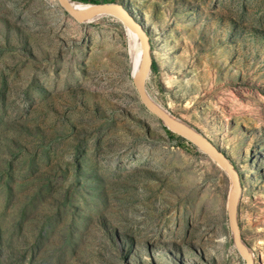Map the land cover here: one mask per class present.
Masks as SVG:
<instances>
[{
    "label": "rangeland",
    "instance_id": "rangeland-1",
    "mask_svg": "<svg viewBox=\"0 0 264 264\" xmlns=\"http://www.w3.org/2000/svg\"><path fill=\"white\" fill-rule=\"evenodd\" d=\"M116 2L150 39L147 92L234 165L264 264V0ZM102 18L0 0V264H245L228 175L145 108Z\"/></svg>",
    "mask_w": 264,
    "mask_h": 264
},
{
    "label": "water",
    "instance_id": "water-1",
    "mask_svg": "<svg viewBox=\"0 0 264 264\" xmlns=\"http://www.w3.org/2000/svg\"><path fill=\"white\" fill-rule=\"evenodd\" d=\"M71 1L72 0H57L60 8L76 22L83 23L91 18L107 15L122 23L125 28L137 36L143 51V59L138 79L135 83V88L142 104L150 113L158 117L168 130L192 143L200 151L208 155L228 175L232 184L231 193L228 198V219L234 245L242 259L245 261V264H254L250 251L242 241L241 230L238 225V202L242 188L239 175L234 165L228 159L226 154L204 135L190 128H180L176 126L168 114L148 95L146 83L152 69V56L150 39L143 24L140 23L129 11H126L122 4L117 2L95 4L88 9L79 11L73 7V1Z\"/></svg>",
    "mask_w": 264,
    "mask_h": 264
},
{
    "label": "bare ground",
    "instance_id": "bare-ground-1",
    "mask_svg": "<svg viewBox=\"0 0 264 264\" xmlns=\"http://www.w3.org/2000/svg\"><path fill=\"white\" fill-rule=\"evenodd\" d=\"M72 2V1H71ZM72 5L73 7L76 9V10H85V9H88L90 8L92 5L89 4H83V3H78V2H72ZM102 17H108L107 15H101V16H97V17H94V18H91L90 20L86 21V22H83V23H89V22H93V21H96L97 19L100 20V18ZM103 19V18H102ZM119 22V21H118ZM122 25V23H121ZM123 26V25H122ZM123 29L125 31V33L127 34L128 36V42H129V50H130V54H131V62H130V73H131V77H132V80L133 82L136 83L137 79H138V74H139V71H140V68H141V64H142V59H143V51H142V48H141V44L137 38V36L132 33L130 30H128L127 28H125L123 26ZM148 95L150 96V98L160 107V104L157 102V100L150 94L148 93ZM163 109V108H162ZM165 111V110H164ZM167 113V111H165ZM168 116L170 117V119L172 120V122L180 127V128H189L188 126H185L182 121H180L179 119L177 118H174L171 114L167 113ZM206 251V250H205ZM251 253V252H250ZM207 256H211L210 255V251L208 250ZM252 256V254H251ZM253 259V257H252Z\"/></svg>",
    "mask_w": 264,
    "mask_h": 264
},
{
    "label": "trees",
    "instance_id": "trees-1",
    "mask_svg": "<svg viewBox=\"0 0 264 264\" xmlns=\"http://www.w3.org/2000/svg\"><path fill=\"white\" fill-rule=\"evenodd\" d=\"M79 2H82V3H84V4H87V5H89L88 3H86L88 0H78ZM112 3L114 2V1H116V0H110ZM91 3L92 4H98V1L96 2V0H91Z\"/></svg>",
    "mask_w": 264,
    "mask_h": 264
}]
</instances>
